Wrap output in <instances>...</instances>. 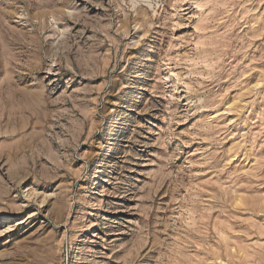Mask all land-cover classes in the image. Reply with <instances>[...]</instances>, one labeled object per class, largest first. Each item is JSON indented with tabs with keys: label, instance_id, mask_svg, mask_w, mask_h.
Here are the masks:
<instances>
[{
	"label": "rangeland",
	"instance_id": "rangeland-1",
	"mask_svg": "<svg viewBox=\"0 0 264 264\" xmlns=\"http://www.w3.org/2000/svg\"><path fill=\"white\" fill-rule=\"evenodd\" d=\"M192 1L0 0V264H264V0Z\"/></svg>",
	"mask_w": 264,
	"mask_h": 264
},
{
	"label": "bare ground",
	"instance_id": "bare-ground-1",
	"mask_svg": "<svg viewBox=\"0 0 264 264\" xmlns=\"http://www.w3.org/2000/svg\"><path fill=\"white\" fill-rule=\"evenodd\" d=\"M169 1H170L169 7H171L172 12H174L173 14L174 18H181L184 15L194 12L195 9L200 7V5L195 1H192L190 3L188 2V4H185V6L183 5L180 6V4L184 3V0H169ZM1 219L8 221L10 220V217L8 214H5L2 216Z\"/></svg>",
	"mask_w": 264,
	"mask_h": 264
}]
</instances>
